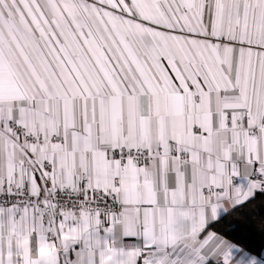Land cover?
<instances>
[{"label": "snow or ice", "instance_id": "snow-or-ice-1", "mask_svg": "<svg viewBox=\"0 0 264 264\" xmlns=\"http://www.w3.org/2000/svg\"><path fill=\"white\" fill-rule=\"evenodd\" d=\"M0 264H264V0H0Z\"/></svg>", "mask_w": 264, "mask_h": 264}]
</instances>
